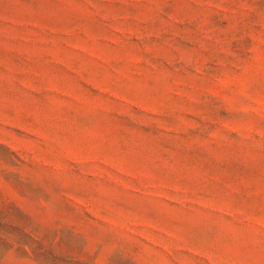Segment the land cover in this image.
Listing matches in <instances>:
<instances>
[{
  "label": "rangeland",
  "instance_id": "obj_1",
  "mask_svg": "<svg viewBox=\"0 0 264 264\" xmlns=\"http://www.w3.org/2000/svg\"><path fill=\"white\" fill-rule=\"evenodd\" d=\"M0 264H264V0H0Z\"/></svg>",
  "mask_w": 264,
  "mask_h": 264
}]
</instances>
